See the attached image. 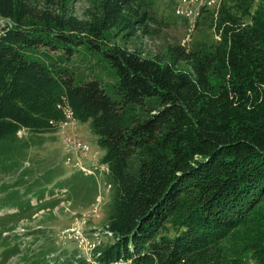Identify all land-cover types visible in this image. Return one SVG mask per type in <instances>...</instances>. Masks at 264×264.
Masks as SVG:
<instances>
[{
    "label": "trees",
    "instance_id": "obj_1",
    "mask_svg": "<svg viewBox=\"0 0 264 264\" xmlns=\"http://www.w3.org/2000/svg\"><path fill=\"white\" fill-rule=\"evenodd\" d=\"M72 1L0 0L12 23L0 30V173L43 195L45 185L30 187L43 177L24 180V162L69 107L90 122L110 168L101 226L113 240L95 249L99 264H264V0H225L209 18L219 39L169 45L164 56L106 44L113 29L151 33L154 0H99L85 19ZM81 48L116 71L115 97L64 65ZM81 175L68 182L73 210L83 193V208L95 199L96 178ZM8 242L2 261L20 251ZM50 243L25 261L47 264Z\"/></svg>",
    "mask_w": 264,
    "mask_h": 264
},
{
    "label": "rangeland",
    "instance_id": "obj_2",
    "mask_svg": "<svg viewBox=\"0 0 264 264\" xmlns=\"http://www.w3.org/2000/svg\"><path fill=\"white\" fill-rule=\"evenodd\" d=\"M98 1L99 0H73L70 4L71 12L81 19L88 18L91 10L94 9ZM154 1L153 8L158 14V21L160 23H149L151 33H146L140 29L134 34L127 35L129 31L113 29L106 38V44L110 46L118 44L131 49H138L146 56H164L169 45H183L186 38L189 36L190 29L191 41L188 43L190 48L199 49L216 38L214 29L209 20L211 9L202 5L205 3L204 1L187 5V8H189L191 12V16H187L186 14V16H184L179 12L181 0ZM224 1L225 0H222L221 6L224 4ZM198 11L199 14H196ZM50 54L54 57V60L62 56V53L57 51H50ZM63 58L65 61L64 65L69 66L75 71L79 81L96 77L103 82L110 95L113 97L116 96V91L114 89V83L117 80L116 71L109 63L101 58V56L92 52L90 53L86 48H81L70 60H65V56ZM22 134L25 140H28L27 136L31 138L30 132L23 130ZM69 136L76 137V140L90 147V151L88 149L85 153L86 156L82 157V161L85 164L91 163L93 161V156L97 155L98 158L103 155L104 151L97 144V136L92 133L90 122L82 123L77 121L75 125L62 127L54 134H45L42 139L39 138L36 145L29 148V159H26L24 167L22 166L25 169H31V172L26 175L24 180L29 182L34 178L43 177L39 184L30 186L33 191L40 186L46 185L43 181H46L47 178L54 183L58 182L59 184L69 185L68 182L71 176L78 173V171H74L73 163H66L65 161L66 155L70 154L68 153L69 148L66 145V139L69 138ZM81 153L84 154V151ZM77 157L78 154H72L73 159H77ZM9 173L10 174L7 173L6 175L0 173V204L5 201V196L8 193L14 191L9 196L10 200L4 202L0 206V264H29V261H25V257H30L39 250H42V248L47 245V241L51 242L48 247H51V245L54 246L53 250L57 255L52 251L47 253L45 255L47 259H44L42 263L69 264V261L67 259L63 260V258L71 256L72 252L76 254L79 253L78 248L80 247L78 242L75 243L68 239L62 241L60 239L63 228L72 229L71 227L75 224L70 213L62 210L59 211L58 202L61 205L62 199H59L58 202L55 203V207L52 211L55 217L47 219L45 222L46 225H44L41 222V208L32 207L30 204L28 205L31 201L27 202L35 195H24L27 182L16 183L18 180L17 172ZM51 183L50 181L47 184L51 185ZM2 184H5L6 187ZM43 192L47 191L43 190ZM40 197H44V195H37L33 200L35 201V199H39ZM73 198L75 199L76 197L73 195ZM77 198V208H80L89 197L83 193ZM105 199L106 201L109 200V194L105 195ZM95 200L96 194L94 201ZM85 209L88 208L80 209L82 212L80 213L81 216ZM93 210L97 209L93 208ZM24 211H26V214L20 216ZM36 213H38V215L36 219H34L32 216ZM98 215L100 216L92 217L88 220V226L86 227L84 222L80 219L81 222L79 223L78 219V222H76L77 227L72 230L74 235L78 234L79 231H83L84 227L86 231L87 229H91V227L99 229V227L95 226H101L104 222L106 216L104 209L99 211ZM24 218H28L29 220L23 223ZM46 226L50 234L43 233V231L40 232V230L46 229ZM8 240L13 243L18 242V244H20L18 247L20 251L14 252L11 258L2 261L1 253L7 248H11L13 245L10 244ZM111 240L110 237L109 241ZM226 243L227 245L231 244L229 240ZM83 256H85V254H82V257ZM70 260L72 261V259ZM72 263L74 264L73 261Z\"/></svg>",
    "mask_w": 264,
    "mask_h": 264
},
{
    "label": "built area",
    "instance_id": "obj_3",
    "mask_svg": "<svg viewBox=\"0 0 264 264\" xmlns=\"http://www.w3.org/2000/svg\"><path fill=\"white\" fill-rule=\"evenodd\" d=\"M199 1H204L205 3L202 5H205L207 8L211 9V13L214 17L217 16L219 9L221 7V2L222 0H181V5H180V10L179 12L184 15V16H191L190 15V10L187 8V5L194 4ZM186 14V15H185ZM199 14V11L196 13ZM7 25H12V23L9 20H5L0 18V30L1 32L3 31V28L6 27ZM216 35V39H219V35ZM191 41V29L189 36L186 38V41L183 43V45L188 44ZM66 120H64L62 123H60L59 129L62 127H67V126H73L77 122L73 111L67 107L64 110ZM24 130V129H23ZM23 130L19 131V134L22 135ZM76 137H71L66 139V145L69 148L68 150V155H66V163H73L74 168L77 169L78 171L83 172L85 175L89 176H94L97 180V196L96 200L94 203L88 207V209H85L83 212L82 216L80 213L81 211L73 210L72 209V204L73 201L68 198L67 196V189H58L57 194H60L62 197L61 205H59V211H64L70 213V215L73 216V221H75L74 226H72V229H66L63 232V238H69V239H74L78 242L79 247L81 250H83L87 255H88V260L91 261V257L93 256V253L95 249L97 248L98 245H100L103 241L109 239L112 237V234L110 230L107 227L103 226H95L99 227V229H94L91 227V229L85 230L86 226H88V220H90L92 217H98L100 215L99 211L102 210V203L105 199V195L109 194V191L111 189V184L107 183L106 181H102V179L105 177L107 173H109L110 168L108 163L101 161V159L97 155L93 156V161L90 164H85L82 161V157H85V153L90 147L88 145L83 144L82 142L78 141L75 139ZM84 151V154L81 152ZM78 154L77 159L72 158V154ZM98 153V152H97ZM93 208H96L97 210H93ZM79 219V223L84 222L85 227L83 231H79L78 234L74 235V232L72 231L77 227V223ZM89 234V235H88ZM87 249H86V248Z\"/></svg>",
    "mask_w": 264,
    "mask_h": 264
},
{
    "label": "crops",
    "instance_id": "obj_4",
    "mask_svg": "<svg viewBox=\"0 0 264 264\" xmlns=\"http://www.w3.org/2000/svg\"><path fill=\"white\" fill-rule=\"evenodd\" d=\"M81 208H83V207H81ZM84 208H87V207H84Z\"/></svg>",
    "mask_w": 264,
    "mask_h": 264
}]
</instances>
